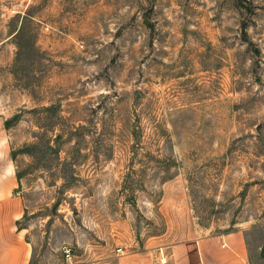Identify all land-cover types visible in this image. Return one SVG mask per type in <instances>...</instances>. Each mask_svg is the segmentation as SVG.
Wrapping results in <instances>:
<instances>
[{"label": "rangeland", "instance_id": "1", "mask_svg": "<svg viewBox=\"0 0 264 264\" xmlns=\"http://www.w3.org/2000/svg\"><path fill=\"white\" fill-rule=\"evenodd\" d=\"M0 119L30 264L233 232L264 264V0H0Z\"/></svg>", "mask_w": 264, "mask_h": 264}, {"label": "crops", "instance_id": "2", "mask_svg": "<svg viewBox=\"0 0 264 264\" xmlns=\"http://www.w3.org/2000/svg\"><path fill=\"white\" fill-rule=\"evenodd\" d=\"M25 204L0 119V264H30L32 250L22 221ZM113 264H252L241 232L181 240L119 256Z\"/></svg>", "mask_w": 264, "mask_h": 264}, {"label": "built area", "instance_id": "3", "mask_svg": "<svg viewBox=\"0 0 264 264\" xmlns=\"http://www.w3.org/2000/svg\"><path fill=\"white\" fill-rule=\"evenodd\" d=\"M121 251V249H119V248H117V252H120ZM68 250H66V253L68 254Z\"/></svg>", "mask_w": 264, "mask_h": 264}]
</instances>
